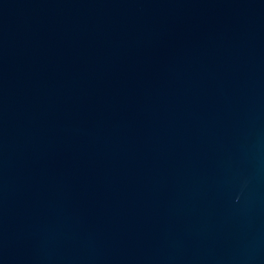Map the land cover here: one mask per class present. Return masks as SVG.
Masks as SVG:
<instances>
[{
    "label": "water",
    "instance_id": "95a60500",
    "mask_svg": "<svg viewBox=\"0 0 264 264\" xmlns=\"http://www.w3.org/2000/svg\"><path fill=\"white\" fill-rule=\"evenodd\" d=\"M0 264H264V0H0Z\"/></svg>",
    "mask_w": 264,
    "mask_h": 264
}]
</instances>
